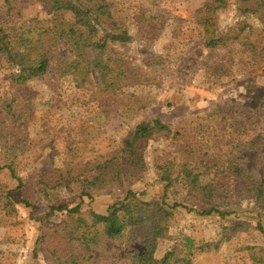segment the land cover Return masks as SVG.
Instances as JSON below:
<instances>
[{
  "label": "rangeland",
  "instance_id": "374dc122",
  "mask_svg": "<svg viewBox=\"0 0 264 264\" xmlns=\"http://www.w3.org/2000/svg\"><path fill=\"white\" fill-rule=\"evenodd\" d=\"M0 0V18L20 23L49 18L40 0ZM111 5L133 39L117 43L131 69L145 73L125 86L120 97L97 90V72L91 85H78L57 72L23 85L11 78L12 68L0 56V166L15 162L22 185L8 168L0 171V264H52L41 244L52 223H60L67 209L81 205L106 213L130 190L145 200L168 204L183 200L185 206L171 210L168 235L158 239L155 257L160 259L175 247L185 250V238L197 246L192 264H261L264 258V209L254 199H239L235 174L211 168L203 179L221 181L219 207L230 214L203 215L204 206L186 198V190H166L155 162L181 158L186 150L169 135H151L143 144L146 168L137 176L97 188L82 195L80 183L51 188L41 179L59 172L92 177L95 165L120 154L123 142L143 122L160 118L195 140L204 134H219L213 144L226 143L233 164L264 175V15L242 0L206 14L213 0H105ZM218 35L237 34L239 39L223 47H206L205 25ZM67 52L61 47L59 54ZM54 66V64H53ZM13 101L20 115L6 117L2 102ZM144 105V106H143ZM255 142L250 147L247 142ZM203 146V149H207ZM94 164V165H93ZM58 170V172H56ZM20 186V187H19ZM13 189L21 202L8 211L6 190ZM24 201L29 202L26 204ZM58 208L53 210L52 205ZM144 239L125 234L104 240L87 264H132L143 252Z\"/></svg>",
  "mask_w": 264,
  "mask_h": 264
},
{
  "label": "trees",
  "instance_id": "16d2710c",
  "mask_svg": "<svg viewBox=\"0 0 264 264\" xmlns=\"http://www.w3.org/2000/svg\"><path fill=\"white\" fill-rule=\"evenodd\" d=\"M40 1L46 4L49 18H32L20 23L0 18V56L12 68L11 78L15 83L23 85L57 72L72 77L78 85L86 86L94 83L92 76L97 72V90L106 96L120 97L132 76L146 78L145 73L132 70L126 62V55L115 48L117 43L131 42L133 36L111 5L104 3L105 0ZM242 2L247 7H257L264 15V0ZM6 3L11 11L10 0ZM227 3L228 0H213L207 6L206 14L225 8ZM212 26L206 23L203 30L206 47L228 46L240 37L233 33L218 35ZM62 46L67 52L61 55L59 50ZM13 103L4 101L1 107L6 117L9 116L15 124L20 115L14 110ZM155 134L169 135L178 141L180 148L186 150L181 158L155 162L158 177L165 183L166 190L177 192L185 189L186 198L204 206L200 212L203 215H228L230 212L219 207L222 201L219 186L222 182L203 179L211 168H216L217 173L235 174L239 199H254L264 209V175L259 176L254 170L233 164L228 155L232 149L228 151L229 146L223 141L213 144L214 139L220 138L219 134H204L191 141L179 129L160 118L139 123L125 138L119 155L95 165L96 175L90 178L80 174L73 176L65 171L50 176V183L45 179L41 182L51 188L80 183L82 195L91 196L95 189L111 182L135 178L146 168L143 144ZM247 144L250 147L256 145L253 141ZM204 145L208 148L203 149ZM226 151L229 153L224 154ZM4 163L0 171L8 168L21 186L22 178L17 174L15 162ZM166 195L158 200H145L130 190L123 200L110 205L106 213L91 211L89 217L82 213L80 204L67 209L64 219L60 223H52L49 232L42 236L41 244L47 258L52 264H87L102 241L120 239L128 234L143 238L145 243L143 252L133 256L132 264H192L195 249L203 251L213 244L197 246L190 237H186L185 250L172 248L160 259L154 255L158 239L168 235L171 210L185 206L183 200L168 204ZM4 199L8 211L14 209V203L21 202L15 197L13 189L6 190ZM52 209L60 208L53 204ZM259 261L264 264V258Z\"/></svg>",
  "mask_w": 264,
  "mask_h": 264
}]
</instances>
